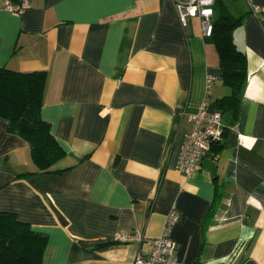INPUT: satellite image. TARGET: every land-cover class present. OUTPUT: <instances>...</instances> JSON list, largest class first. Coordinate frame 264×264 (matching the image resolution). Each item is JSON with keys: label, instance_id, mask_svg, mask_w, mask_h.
<instances>
[{"label": "crops", "instance_id": "0c3cea01", "mask_svg": "<svg viewBox=\"0 0 264 264\" xmlns=\"http://www.w3.org/2000/svg\"><path fill=\"white\" fill-rule=\"evenodd\" d=\"M247 12L232 32L247 68L238 119L186 176L188 115L230 92L198 18L182 28L171 0H29L21 13L0 0V67L46 72L40 117L64 151L38 169L0 118V212L46 235L42 264H131L146 242L117 235L158 237L171 209L179 264H264V0Z\"/></svg>", "mask_w": 264, "mask_h": 264}, {"label": "trees", "instance_id": "16d2710c", "mask_svg": "<svg viewBox=\"0 0 264 264\" xmlns=\"http://www.w3.org/2000/svg\"><path fill=\"white\" fill-rule=\"evenodd\" d=\"M225 1L215 2L210 34L218 52L222 83L230 90L214 101L221 115L222 133L220 140L211 144L213 150L221 146L223 132L238 119L247 78L245 53L236 47L232 32L248 12L234 16ZM45 82L43 70L19 72L0 67V118L7 121L9 132L27 142L31 159L40 170H46L64 155L49 124L40 117ZM46 243L45 234L32 230L13 213L0 212V264H42Z\"/></svg>", "mask_w": 264, "mask_h": 264}, {"label": "built area", "instance_id": "2783aa9c", "mask_svg": "<svg viewBox=\"0 0 264 264\" xmlns=\"http://www.w3.org/2000/svg\"><path fill=\"white\" fill-rule=\"evenodd\" d=\"M217 0H171L177 19L182 28L188 26L190 18H198L201 33L209 37L212 31L213 8ZM253 15H258L261 9L250 4ZM29 7V0H2V8L10 13H21ZM210 77L206 78V88ZM191 130L184 137L177 158V170L188 176L198 167L201 159L208 154L211 144L220 140L222 133L221 115L218 110L209 109L204 97L193 113L188 115ZM176 209L168 211L161 233L155 238H145L139 231L125 232L117 235L118 242L145 241L147 250L137 251L131 264H179L175 256V242L170 231L176 222Z\"/></svg>", "mask_w": 264, "mask_h": 264}, {"label": "rangeland", "instance_id": "374dc122", "mask_svg": "<svg viewBox=\"0 0 264 264\" xmlns=\"http://www.w3.org/2000/svg\"><path fill=\"white\" fill-rule=\"evenodd\" d=\"M248 0H226L227 7L229 8V11L235 15L239 16V4L242 2H247Z\"/></svg>", "mask_w": 264, "mask_h": 264}]
</instances>
